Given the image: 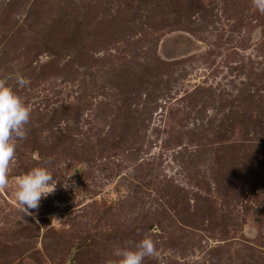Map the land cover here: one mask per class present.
I'll list each match as a JSON object with an SVG mask.
<instances>
[{"label": "rangeland", "instance_id": "1", "mask_svg": "<svg viewBox=\"0 0 264 264\" xmlns=\"http://www.w3.org/2000/svg\"><path fill=\"white\" fill-rule=\"evenodd\" d=\"M257 28L254 0H0V79L30 108L0 264H103L145 236L143 264H264ZM48 160L23 217L16 177Z\"/></svg>", "mask_w": 264, "mask_h": 264}, {"label": "clouds", "instance_id": "2", "mask_svg": "<svg viewBox=\"0 0 264 264\" xmlns=\"http://www.w3.org/2000/svg\"><path fill=\"white\" fill-rule=\"evenodd\" d=\"M254 3L257 9L264 11V0H254ZM253 37L260 40L264 32L257 28ZM16 80L19 85L28 83L19 74ZM29 115V106L5 79H0V186L7 182L8 166L15 154V141L26 135L25 124ZM50 163L48 160L16 177L14 198L23 217L32 216L35 219L34 212L30 210L38 209L41 199L55 191L58 182L48 166ZM69 177L66 178L64 188L69 186ZM126 245L130 246L117 247L113 253L114 258L106 259L103 264H143L145 257L155 253V244L149 236L135 243L128 241Z\"/></svg>", "mask_w": 264, "mask_h": 264}, {"label": "water", "instance_id": "3", "mask_svg": "<svg viewBox=\"0 0 264 264\" xmlns=\"http://www.w3.org/2000/svg\"><path fill=\"white\" fill-rule=\"evenodd\" d=\"M68 264H72V261H71V259L69 260Z\"/></svg>", "mask_w": 264, "mask_h": 264}]
</instances>
